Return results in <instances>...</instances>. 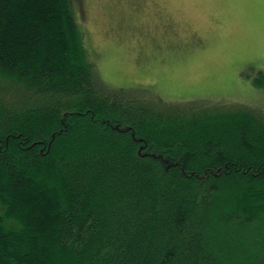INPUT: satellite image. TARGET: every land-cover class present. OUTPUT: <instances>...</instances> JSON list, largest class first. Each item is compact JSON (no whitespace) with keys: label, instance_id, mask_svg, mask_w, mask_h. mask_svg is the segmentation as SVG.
Returning a JSON list of instances; mask_svg holds the SVG:
<instances>
[{"label":"trees","instance_id":"trees-1","mask_svg":"<svg viewBox=\"0 0 264 264\" xmlns=\"http://www.w3.org/2000/svg\"><path fill=\"white\" fill-rule=\"evenodd\" d=\"M74 2L0 0V264H264V105L111 86Z\"/></svg>","mask_w":264,"mask_h":264},{"label":"rangeland","instance_id":"rangeland-1","mask_svg":"<svg viewBox=\"0 0 264 264\" xmlns=\"http://www.w3.org/2000/svg\"><path fill=\"white\" fill-rule=\"evenodd\" d=\"M113 87L170 100L264 105V7L259 0H75Z\"/></svg>","mask_w":264,"mask_h":264},{"label":"snow or ice","instance_id":"snow-or-ice-1","mask_svg":"<svg viewBox=\"0 0 264 264\" xmlns=\"http://www.w3.org/2000/svg\"><path fill=\"white\" fill-rule=\"evenodd\" d=\"M259 3L262 7H264V0H259Z\"/></svg>","mask_w":264,"mask_h":264}]
</instances>
